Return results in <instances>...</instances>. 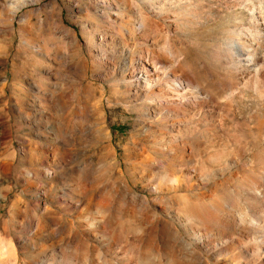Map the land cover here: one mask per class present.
Here are the masks:
<instances>
[{"label":"bare ground","instance_id":"obj_1","mask_svg":"<svg viewBox=\"0 0 264 264\" xmlns=\"http://www.w3.org/2000/svg\"><path fill=\"white\" fill-rule=\"evenodd\" d=\"M97 1L101 4V11L94 12L105 22L112 19L119 25V31L112 35L105 27H100L98 33L86 38L83 45L76 33L63 24L61 11L58 12L61 28L58 29L63 44L56 51V63L67 74L73 69L84 71L88 63L97 69L99 75L104 69H113L118 73L124 67V93L133 99L143 97L138 108V120L145 123L156 119L161 124L152 134L155 137L153 155H147L145 168L134 162L129 165L128 177L119 169L118 176L112 179L111 175L107 177L108 170L103 168V162L101 164V161L96 162L92 158V152L82 154L78 150L50 146L47 141L49 131L43 130L42 125L43 110H24L25 119L36 136L33 142L36 141L39 151L37 155L30 154L21 160L33 159L38 161L39 166L29 168L23 182L24 189L36 200H27L23 209H14L13 215L19 219L15 232H9L7 226L0 227V264H264V181L254 174L235 184L226 178L216 182L215 177L221 174L225 165L210 169L199 166L193 158V148L190 149L183 138L186 131L179 132L189 128L188 119L192 115L201 114L208 106L216 110L218 102L214 90L198 77L197 71L181 67L180 59L173 50L157 51L149 42L152 34H148L164 27L159 19H174V15L163 9L167 0H137L138 3L127 0L131 7L125 13L119 11L117 0ZM211 1L199 0L198 4ZM240 5L248 13V25L240 17L229 25V28L232 27L229 36H221L219 41L216 39L217 47L211 48L213 55L222 57L238 72L235 84L225 88L222 98L243 97L246 91H252L264 99V70L250 54L252 47H259L264 40V0H242ZM208 9L215 10L210 5ZM128 14L139 17L136 18V25L130 19L125 20ZM191 14L189 18L198 15L194 10ZM137 40L142 46L138 49L134 47ZM66 45L79 53L86 51L91 61L85 60L81 54L80 60L73 63V59L63 53ZM114 56L120 57L121 67L115 66ZM68 78L71 76L68 75ZM76 86L66 93L56 95L55 91H46L42 94L55 104L59 129H66L65 122L70 121V129L77 138L87 137L99 143L106 137L107 143L102 146L112 153L110 159L114 157L119 164L110 134L103 127L92 126L90 121V125L87 123L89 108L80 105L77 99L80 89ZM186 88H192L194 93ZM73 101L75 108L69 117L66 109ZM221 124L219 120L218 125ZM146 126L151 125L147 123ZM195 130L202 133L196 127L192 132ZM257 139L264 143V133ZM129 142L135 145L139 141L129 138ZM227 155L222 150H216L207 159L216 164L239 159ZM257 156L263 164H260V167L263 166L260 170L264 173V147L258 150ZM50 157L57 158V161L51 163ZM66 164L73 166L64 169ZM154 172L158 173L157 178ZM75 176L85 177L89 187L74 180ZM3 177L0 173V215L10 189L3 185ZM184 179L191 183H184ZM69 180L72 185L67 183ZM137 183H141L146 193L134 188ZM206 186V191L198 192ZM52 189L56 194V209L46 205L43 198ZM180 191L185 192L182 194ZM214 192L217 194L211 197ZM87 201L91 204L90 210L83 214L79 225L73 227L72 220L63 217V214ZM31 205L43 209L45 213L42 216L32 215ZM126 208L137 223L135 226L123 222ZM35 239L40 241L36 240L37 243Z\"/></svg>","mask_w":264,"mask_h":264},{"label":"rangeland","instance_id":"obj_2","mask_svg":"<svg viewBox=\"0 0 264 264\" xmlns=\"http://www.w3.org/2000/svg\"><path fill=\"white\" fill-rule=\"evenodd\" d=\"M136 1L134 0L135 3H138ZM169 1L165 2L163 9L168 14L174 15V22L171 19L163 20L153 17L159 19L158 21L164 27L160 31L149 33V36L152 35L148 40L154 44L153 48L155 47L157 51H163L166 48L173 50L180 59L182 68L190 67L197 71L198 77L214 90L218 102L216 110H213L212 106H208L201 114L192 115L193 117L188 119L189 128H183L179 132L185 133L186 131L183 138L190 149L193 148V158L199 166L202 165L203 168L210 169L225 165L221 174L215 177L216 182L226 178L235 184L254 174L264 181V173L260 170L263 167H260L262 162L257 156L258 150L260 151V148L264 147V143H260L257 139L264 133V99H260L252 91H246L243 97L235 96L229 100L222 98L225 88L235 84L238 72L226 64L222 57L213 55L211 52L212 47H217V40L219 41L221 36H229V29L232 30L229 25L240 17H243V22L248 25V13L240 5L242 0H213L208 3L204 2L202 5L198 4L199 0ZM128 4L127 0H117L121 12H128V8L131 7ZM100 5L97 0H0V173L2 177L4 176L3 185L10 188L8 201L1 211L0 227L7 226L9 232H15V226L19 220L13 215L14 209H23L27 205V200H36L35 196L24 189L23 182V178L26 177L25 172L29 168L33 169L39 166L38 161L33 159L21 160L22 157L30 154L35 156L39 151L38 144L35 143L36 141L33 142L36 136L31 124L25 119V111L40 112L43 110L41 119L44 123L42 125L43 130L49 131L47 141L50 146L66 150L74 149L82 154L92 152V158L96 162L101 161V164L103 162L105 166L102 165L103 168L108 170L107 177L111 175L112 179L118 176L119 169H122L126 173L125 176L128 177L131 163L135 162L138 166L145 168L144 161L147 155H153L155 137L152 134L161 127V124L156 119L145 123L138 120V108L143 102V97L133 99L124 93L126 91L122 81V75L126 73L124 67L118 73L113 69H100L103 71L99 75L96 73L97 69L88 63L86 71L81 72L78 69H73L67 74L56 63L58 62L55 59L56 51L63 44L59 32L61 28L58 24V12L61 11L60 16L63 24L76 33L83 45L86 38L98 33L100 27H105L112 35L119 31V25L113 23L112 19L105 22L94 12V10L101 11ZM209 5L213 6L215 10L209 11ZM193 10L197 11L198 15L189 18ZM136 18L139 19L135 14L125 16V20L130 19L135 23L134 25L138 23ZM137 41L134 42L136 49L139 46L142 47L139 44L141 41ZM107 44L110 46V40ZM81 51L79 53L68 45L63 49V53L69 56L70 60L73 59V63L80 60L81 54L85 60L90 62L91 59L87 56L86 51ZM250 54L255 57L264 70V40L259 47L254 45ZM119 58L113 57L116 60L117 68L121 67ZM59 69L61 71L58 72ZM68 75L71 78H68ZM73 86L80 89V96H77L80 105L87 107L86 109L89 108L86 112V114L88 113L87 123L90 121L92 126L103 127L110 134L119 164H116L114 157L110 159L113 156L112 153L102 146L107 143L106 137H103V141L99 143L93 142L87 137L77 138L70 129V121L65 122L66 129H59V116L55 110V104L52 100L48 101L42 94L46 91L48 93L55 91L56 95L59 92L66 93ZM186 89L192 94L194 93L192 88ZM227 105L228 107H226ZM74 108L75 101L68 103L66 115L70 117ZM219 120L222 126L218 125ZM147 123H150L151 126L147 127ZM194 127L202 130V133L196 130V132H192ZM129 138H134L139 142L132 145ZM216 150H222L225 155L228 154L229 157L234 156L235 159H239L226 164L213 163L207 158ZM49 159L51 163L57 161V158L54 157ZM248 159L251 161L249 164L247 163ZM72 166L73 164H66L63 168ZM157 176L158 173L154 172V177L157 178ZM74 180L83 182L89 187L85 177L75 176ZM183 182L191 183L188 179H184ZM67 183L73 184L70 180ZM134 188L146 193L145 190H142L141 183L134 185ZM206 190L207 186L202 187L198 192ZM184 192L180 191L179 193L183 194ZM215 194L217 192L210 196L213 197ZM55 196V190L52 189L43 197L46 205L51 209H56ZM29 207L32 215L42 216L45 213L43 209L33 208L32 205ZM90 207L91 204L87 201L80 207H72L68 213L63 214V217L72 220L73 227L78 226L82 220L81 217L87 210H90ZM124 214L123 222L126 225L135 226L137 224L129 209L126 208ZM25 225L26 223L23 222L24 227H26ZM36 240L40 241L35 239V242H37ZM24 255L27 254L24 253Z\"/></svg>","mask_w":264,"mask_h":264}]
</instances>
